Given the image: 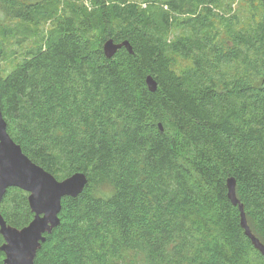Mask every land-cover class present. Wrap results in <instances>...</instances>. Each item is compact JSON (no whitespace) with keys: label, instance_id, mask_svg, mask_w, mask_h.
Segmentation results:
<instances>
[{"label":"trees","instance_id":"1","mask_svg":"<svg viewBox=\"0 0 264 264\" xmlns=\"http://www.w3.org/2000/svg\"><path fill=\"white\" fill-rule=\"evenodd\" d=\"M0 104L34 162L88 177L35 264H264L227 187L264 244V0H0ZM0 213L28 225V193Z\"/></svg>","mask_w":264,"mask_h":264},{"label":"water","instance_id":"2","mask_svg":"<svg viewBox=\"0 0 264 264\" xmlns=\"http://www.w3.org/2000/svg\"><path fill=\"white\" fill-rule=\"evenodd\" d=\"M122 47H126L129 52L133 51L127 40L116 43L108 39L103 45L107 57H112ZM146 82L150 91L157 90L158 82L153 76H147ZM159 126L163 130L161 123ZM87 182L88 177L83 172L59 180L34 162L8 132V123L0 104V203L10 187H17L28 193L29 206L34 214L28 225L17 228L9 224L0 213V234L4 239L0 249L5 253V264H35L47 234H51L60 224L63 198L77 197ZM236 186L234 177L227 179L228 197L234 205L239 204L241 225L254 246L264 255V244L248 224L244 205L237 197Z\"/></svg>","mask_w":264,"mask_h":264}]
</instances>
